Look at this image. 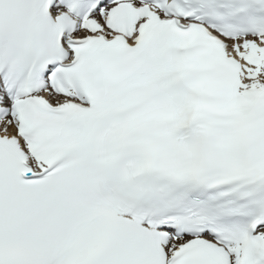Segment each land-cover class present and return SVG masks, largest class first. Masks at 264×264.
Instances as JSON below:
<instances>
[{
	"label": "snow or ice",
	"instance_id": "1",
	"mask_svg": "<svg viewBox=\"0 0 264 264\" xmlns=\"http://www.w3.org/2000/svg\"><path fill=\"white\" fill-rule=\"evenodd\" d=\"M0 264H264V0H0Z\"/></svg>",
	"mask_w": 264,
	"mask_h": 264
}]
</instances>
